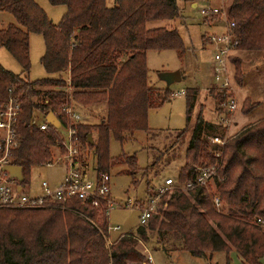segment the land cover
Wrapping results in <instances>:
<instances>
[{
	"label": "trees",
	"instance_id": "trees-1",
	"mask_svg": "<svg viewBox=\"0 0 264 264\" xmlns=\"http://www.w3.org/2000/svg\"><path fill=\"white\" fill-rule=\"evenodd\" d=\"M47 2L52 7L64 8L56 25L51 24L34 0H0V12L14 21L0 29V48L23 73L29 70V35H39L43 41L40 65L47 77L30 82L0 66V101L9 87H15L20 95L21 112L15 127L19 146L10 164L21 169L22 183L27 181L29 167L49 160V147L57 135L52 127L39 131L32 123L33 117L51 113L65 126L67 121L61 109L75 101L82 106L105 105L101 125L76 123L71 128L76 130L79 145L92 150V169L107 173L113 164L107 159L108 133L121 143L134 132L147 131V110L167 98H153L146 87L145 53L183 52L175 30L147 27L155 21L176 18L175 0H114L111 8L106 7L105 0ZM227 15L234 23V53L264 50V0H230ZM232 54L228 63L236 65L234 71L238 76L239 62L233 60ZM39 87L54 90L41 92ZM196 95L197 90L184 92L186 122ZM216 96L219 105L221 93L216 91ZM253 127L244 129L221 149L215 148L221 154L219 159L210 157L211 160L200 164L218 163L217 176L223 182L215 187L221 202L231 207L226 215L216 214L199 192L183 194L176 190L161 199L159 209L165 203L164 210L158 209V215L150 217L145 226L120 235L106 249L102 238L105 221L77 200L69 204L72 211L0 210V264H145L146 256L137 247L139 242L151 249L161 244L166 253L183 251L197 258L233 252L242 264H262L264 128ZM203 129L215 133L213 126L197 115L188 151L197 149V136ZM92 133L96 139L89 144L87 136ZM125 161L127 166L133 165L132 158ZM81 164L85 166L82 159ZM191 174L192 167L185 166L176 180L181 183ZM256 219L263 224L256 225Z\"/></svg>",
	"mask_w": 264,
	"mask_h": 264
},
{
	"label": "rangeland",
	"instance_id": "rangeland-1",
	"mask_svg": "<svg viewBox=\"0 0 264 264\" xmlns=\"http://www.w3.org/2000/svg\"><path fill=\"white\" fill-rule=\"evenodd\" d=\"M34 2L52 25L58 24L64 13L63 7H52L47 0H34ZM191 4H195V7ZM218 4V0H175L176 18L147 24L148 28L159 26L167 30H175L182 43L183 52L181 55L171 50L145 53L146 87L151 90L153 98L160 99L164 96L167 98L147 110L145 118L147 131L134 132L129 139L121 143L116 141L111 133L107 135V159L113 162L106 170L109 177V198L113 203L107 225L110 228L118 227L119 230L110 232L107 237L105 233L102 237L106 249L116 242L120 235L135 232L139 227L137 209L145 205L148 197L157 190L165 178L176 176L185 166L197 167L211 160L210 157L214 159V155L218 154L215 148L221 149L225 143L228 144L236 139L244 129L253 126L255 129L264 128V50L232 54L233 60L239 62L238 76L234 71L236 65L228 67L229 76L234 80L232 96L236 102V110L233 114L223 117L218 109L219 99L212 86V49L207 43V37L222 34L224 23L218 18L205 21L199 14L200 9ZM105 5L109 8L113 7L114 0H105ZM13 23L10 15L0 12V29ZM42 54L41 36L29 35L28 72L23 73L18 64L2 48H0V66L30 82L38 81L47 77L40 65ZM173 71L179 72L181 77L179 82L166 86L159 80V73ZM37 89L41 92L54 90L51 87ZM190 90H197V95L190 119L186 122L185 97L172 95ZM68 106L77 113L78 123L89 127L101 125L105 116L103 103L82 106L75 101ZM197 115H200L204 122L211 124L215 133L203 129L197 136V149L188 151L191 129ZM222 117L224 120L229 119L227 126L221 124ZM33 118V125L42 122V115L38 114ZM212 137L218 138L224 143L223 146L211 145ZM90 138L94 142L96 134L92 133ZM80 150L81 159L85 165H88V174L91 175L95 161L92 150L81 144ZM49 152L51 153L49 160L54 161L57 152L51 147ZM126 158H132L133 165L127 166ZM63 172V165L59 162L48 168L29 167L26 175L28 182L23 188V193L28 195L35 193L41 181L56 186ZM222 207L220 215H226L227 210L231 208L224 203ZM164 209L165 207L161 206L159 210ZM163 246L158 244L155 246L156 249H151L142 242L137 243L138 249L146 256L145 264H242L233 252L228 254L217 252L197 258L183 251L166 253L162 249ZM261 263L264 264V260Z\"/></svg>",
	"mask_w": 264,
	"mask_h": 264
},
{
	"label": "built area",
	"instance_id": "built-area-1",
	"mask_svg": "<svg viewBox=\"0 0 264 264\" xmlns=\"http://www.w3.org/2000/svg\"><path fill=\"white\" fill-rule=\"evenodd\" d=\"M229 2L230 0H218V6L209 5L199 10V14L205 21L218 18L224 23L222 34L207 37V43L212 49V86L215 91L221 93L218 109L223 117L233 114L236 110V102L232 96V79L228 73L230 65L228 57L234 53L237 46L234 23L227 16ZM66 91L68 92L69 89ZM179 95L183 96L184 91L174 93L172 96ZM20 112V95L16 94L15 87H9L5 97L0 101V210L72 211L69 204L77 200L81 206L92 209L97 218L105 221L106 237L110 232H117L118 227L110 228L107 225L108 214L113 207L109 198V177L107 173L96 172L93 169L92 174L89 175L88 165L81 164V150L76 130L71 128V125L78 123L79 118L70 106L67 105L61 109V115L67 121L65 126L59 124L58 128H54L44 120L45 116H42L41 123L35 125L41 132L48 127L56 131V139L51 148L57 152V156L53 158L54 161L48 160L40 165L45 168L52 166L55 162L63 165L64 172L56 186L41 181L35 193L28 195L23 193L28 180L19 182L14 177L10 178L8 172L3 170L5 166H11V157L19 146L15 127ZM223 117L220 118L221 124L227 126L229 119L224 120ZM33 120L34 118L32 122ZM210 143L216 146L224 144L216 137H212ZM217 153L214 155L215 160L221 156L220 152ZM217 168V162L214 165L192 167L191 176L181 183L177 182L176 176L165 178L157 190L148 197L145 205L137 209L139 226H145L150 217L158 215L160 199L168 198L176 190L183 194L199 192L201 196L207 198L211 209L216 214H220L222 202L215 190V184L223 182V178H218ZM161 206L165 207L166 204L163 203ZM82 217L92 223L85 216ZM255 224L261 226L263 223L260 219H256ZM148 259L151 261L150 257Z\"/></svg>",
	"mask_w": 264,
	"mask_h": 264
},
{
	"label": "water",
	"instance_id": "water-1",
	"mask_svg": "<svg viewBox=\"0 0 264 264\" xmlns=\"http://www.w3.org/2000/svg\"><path fill=\"white\" fill-rule=\"evenodd\" d=\"M158 78L162 81L166 86H169L173 83L179 82L181 77L178 71L173 72H162L158 74ZM44 120L52 127L58 128L59 123L56 118L51 114L47 113L44 117ZM87 143L91 144L92 140L90 135L87 136ZM3 170H6L9 174L10 178H16L19 182L22 181L21 169L17 166H5ZM144 264V263H143Z\"/></svg>",
	"mask_w": 264,
	"mask_h": 264
},
{
	"label": "crops",
	"instance_id": "crops-1",
	"mask_svg": "<svg viewBox=\"0 0 264 264\" xmlns=\"http://www.w3.org/2000/svg\"><path fill=\"white\" fill-rule=\"evenodd\" d=\"M191 6H192V7H195V4H191ZM157 27H159V26H157Z\"/></svg>",
	"mask_w": 264,
	"mask_h": 264
}]
</instances>
